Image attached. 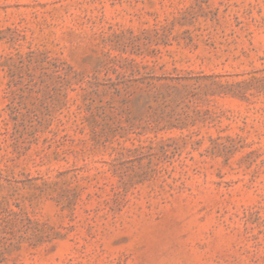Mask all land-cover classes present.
I'll return each instance as SVG.
<instances>
[{
    "label": "rangeland",
    "instance_id": "1",
    "mask_svg": "<svg viewBox=\"0 0 264 264\" xmlns=\"http://www.w3.org/2000/svg\"><path fill=\"white\" fill-rule=\"evenodd\" d=\"M0 264H264V0H0Z\"/></svg>",
    "mask_w": 264,
    "mask_h": 264
}]
</instances>
